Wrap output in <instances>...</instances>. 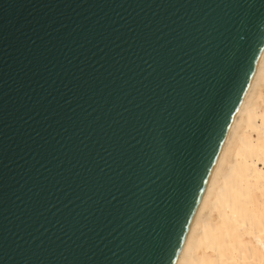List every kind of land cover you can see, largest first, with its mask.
<instances>
[{
  "label": "water",
  "instance_id": "1",
  "mask_svg": "<svg viewBox=\"0 0 264 264\" xmlns=\"http://www.w3.org/2000/svg\"><path fill=\"white\" fill-rule=\"evenodd\" d=\"M264 50V0H0V264H176Z\"/></svg>",
  "mask_w": 264,
  "mask_h": 264
},
{
  "label": "bare ground",
  "instance_id": "2",
  "mask_svg": "<svg viewBox=\"0 0 264 264\" xmlns=\"http://www.w3.org/2000/svg\"><path fill=\"white\" fill-rule=\"evenodd\" d=\"M176 264H264V50Z\"/></svg>",
  "mask_w": 264,
  "mask_h": 264
}]
</instances>
